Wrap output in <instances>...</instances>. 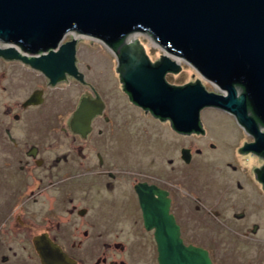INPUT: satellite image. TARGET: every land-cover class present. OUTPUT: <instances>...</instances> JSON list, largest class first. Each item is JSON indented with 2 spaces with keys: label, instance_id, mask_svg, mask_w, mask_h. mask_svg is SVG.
Instances as JSON below:
<instances>
[{
  "label": "flooded vegetation",
  "instance_id": "flooded-vegetation-1",
  "mask_svg": "<svg viewBox=\"0 0 264 264\" xmlns=\"http://www.w3.org/2000/svg\"><path fill=\"white\" fill-rule=\"evenodd\" d=\"M65 38L60 45L74 37ZM79 39L78 75L58 82L23 58L0 54V264H160L156 228L145 225L141 186L149 195L155 190L158 203L163 198L183 243L206 250L213 264L216 250L228 241H260L264 184L258 169L248 171L240 161L257 156L263 167L261 156L244 150L255 136L246 131L236 152L219 157L225 173L199 177L200 165L222 169L215 165L217 133L202 120V131L180 132L170 119L130 97L121 76V49L130 40L109 45L115 73L108 80L102 65L88 76L94 66L81 56ZM7 46L0 40L1 49ZM17 48L25 57L49 54ZM56 93L64 98L57 100ZM136 112L147 119L140 124L145 134L140 142L155 140L154 160L161 159L155 167L150 159H143L142 168L132 165ZM154 122L170 125L174 149L168 148L165 132L152 129Z\"/></svg>",
  "mask_w": 264,
  "mask_h": 264
},
{
  "label": "water",
  "instance_id": "water-1",
  "mask_svg": "<svg viewBox=\"0 0 264 264\" xmlns=\"http://www.w3.org/2000/svg\"><path fill=\"white\" fill-rule=\"evenodd\" d=\"M134 31L152 34L162 49L186 58L225 92H209L199 80L169 84L166 73L180 72L181 64L166 54L152 64L135 38L121 49V76L137 104L170 119L180 132L202 131L201 110L223 108L255 136L244 150L264 156V130L257 124L264 123V0H0V40L9 46L0 54L23 58L54 82L66 71L78 75L77 35L115 47ZM69 33L77 37L60 45ZM19 46L49 50L40 58L45 65L19 54ZM78 114L76 119L82 117ZM258 173L264 184V166ZM138 191L145 225L156 228L160 264H213L206 250L183 243L169 208L160 203L163 198L158 203L153 197L155 190L149 195L141 186Z\"/></svg>",
  "mask_w": 264,
  "mask_h": 264
},
{
  "label": "rangeland",
  "instance_id": "rangeland-1",
  "mask_svg": "<svg viewBox=\"0 0 264 264\" xmlns=\"http://www.w3.org/2000/svg\"><path fill=\"white\" fill-rule=\"evenodd\" d=\"M74 35L75 34L73 33H69L65 39L74 37ZM78 37H80L79 52H81V56L83 58L84 56L89 57L90 59L88 62L91 63L92 66H94V69L90 71V73H88L89 74L88 76L91 78L93 75H95L97 71L95 68L98 67V65H102L104 76L108 80H111L114 75L113 72L115 73L114 71L115 60L112 59V56L110 54L111 51L108 48L110 47L109 44L99 37H91V36H86V35L84 36L78 35ZM127 37H128V40L130 41L131 40L133 41L135 38H139L141 44L144 46L147 52L146 55L149 57L150 61L152 59H158L160 56H163L164 54H166V52H164V49H162V47L157 45L152 40L150 33L147 31H134V34H129ZM180 64H181L180 73L174 74L175 72L170 73L171 71L166 73L165 78L169 84L174 85V86H184L189 83H196L197 80H199L202 83V85L206 88L207 91L215 92L218 94L225 93L217 84L202 77L199 74L200 72H198L191 65H188L185 62H182ZM124 85H125V82H124ZM105 87L110 88V85H107ZM120 93H121V89H120ZM123 95L124 94L122 92V94H120L119 97H123ZM1 98H2V95H1ZM59 98H64V95L62 93H56V99L59 100ZM121 103L122 101H118V105H121ZM215 108H218V107H211V108L203 109L201 111L200 118L202 122L204 123V126L209 130L211 134L217 133V136L215 135L214 137L218 139L216 140V143L219 147V151H218L219 156L217 158V163L215 165L216 167L218 166L222 169L221 170L219 169L220 171L216 168H215L216 170L211 169L210 168L211 166L215 167L214 165H211V164H208L207 166H204V167L200 165L198 167L199 169L196 171H197L198 176L199 177L203 176L202 178L204 179H207L209 177L207 172L209 173L210 171H214L216 174L218 173L220 174L221 172L225 173V171H227V169L223 167L224 160L220 159L219 157L225 156L227 158L230 153L233 154L234 152H236L237 148L243 144V141L246 139L247 134H248V133L246 134L247 130H245L243 126L237 122L238 120H236L234 116L231 117L228 115L227 112L223 110L215 109ZM134 118H135L134 120L135 126L132 125V128L135 132L136 138L138 139L135 140L136 148L134 149V153H133L134 158L132 161V165L135 168H142L143 166L146 165L143 159H150L151 166L155 167L157 162L158 164L161 162V159L154 160L155 152L158 151L154 149L155 140L153 141V139H151V141H147V143H145V142H140L141 138H139L140 135L141 136L145 135L142 131L141 125L144 126V122L147 119L143 117L140 118L137 112H136V115H134ZM224 125H225L224 128L220 127ZM151 127L153 130H158L157 132L158 134L160 132L166 133L167 146L169 149H174L176 147V143H177L176 139H173L170 137L172 133H170L171 128L169 124L165 126V125L157 124L156 122H154L152 123ZM218 135H220V138L218 137ZM120 147H122V144L120 145ZM205 161H206V158H205ZM240 161L242 164L245 165V168H247L248 171L252 167H253V171H256L255 168L256 169L261 168L259 167V165L262 163V161L259 160L257 156L246 155L245 157L241 158ZM263 161H264V158H263ZM263 166H264V163H263ZM224 178L225 177H223V179ZM1 204L2 202H0V205ZM262 214L263 215H260L259 217H257L259 220L261 219L260 223L261 225H263L258 235L259 239L261 240L254 241V242L239 240L238 243H233V244L232 243L230 244V241H228L225 244V246H223V248L216 250V262H215L216 264H264V211H262ZM155 253H156V250H155ZM154 256L156 258V255L154 254L151 255V260L152 258H154ZM143 257L145 258V260L146 259L150 260V255L149 256L143 255Z\"/></svg>",
  "mask_w": 264,
  "mask_h": 264
},
{
  "label": "bare ground",
  "instance_id": "bare-ground-1",
  "mask_svg": "<svg viewBox=\"0 0 264 264\" xmlns=\"http://www.w3.org/2000/svg\"><path fill=\"white\" fill-rule=\"evenodd\" d=\"M131 34H134V32H132ZM77 35V34H76ZM151 35V37H152V40L157 44L158 43V41H157V39H154V37L152 36V34H150ZM78 36V35H77ZM124 39H128V37H125ZM64 40V39H63ZM130 43V42H129ZM158 45V44H157ZM43 51H46V50H43ZM166 51V56H168V58L171 60V61H173V62H179V63H182V62H185L186 64H188V65H191L192 67H193V64L191 63V62H189L186 58H184V57H181V56H179V55H176V54H174L171 50H165ZM49 54H50V51H49ZM49 54H47V55H49ZM44 55H42L41 57H38V58H34L35 60H39L41 63H42V65L44 66L45 64V62H46V60L45 59H40V58H42ZM31 58H33V57H31ZM66 63H67V60H66ZM196 69V68H195ZM181 72V71H180ZM180 72H175V74H178V73H180ZM66 74L65 75H67V74H69V75H71L69 72H65ZM202 77H204L205 79H208L209 80V78H207V77H205V76H203L201 73H199ZM57 77H60L59 75L57 76ZM61 79V78H60ZM209 81H211V80H209ZM211 82H213V81H211ZM213 83H215V82H213ZM216 84V83H215ZM236 87V89H237V92L239 93V95L241 94V89H240V86L239 85H236L235 86ZM205 108H210V107H205ZM205 108H203V109H205ZM202 109V110H203ZM221 109H223V108H221ZM201 110V111H202ZM223 110H225V109H223ZM153 113V112H152ZM228 113H230V114H232V115H234V116H236L234 113H231V112H228ZM154 114V113H153ZM252 114V113H251ZM155 115V114H154ZM155 116H157V115H155ZM157 117H159V116H157ZM200 117H201V112H200ZM200 121H201V118H200ZM261 122V121H260ZM262 123V122H261ZM258 124V123H257ZM242 125V124H241ZM263 125H264V123H263ZM243 126V125H242ZM258 126H259V124H258ZM243 128L245 129V130H247L246 129V127L245 126H243ZM262 131L264 130V128H262L261 129ZM248 131V130H247ZM249 132V131H248ZM248 152H252L253 154H255V155H258V156H261V157H263L264 158V156L263 155H261V154H259V153H257V152H255V151H253V150H250V151H248Z\"/></svg>",
  "mask_w": 264,
  "mask_h": 264
}]
</instances>
